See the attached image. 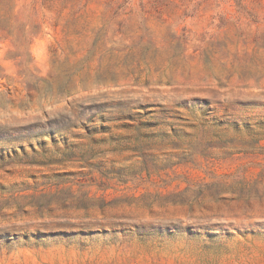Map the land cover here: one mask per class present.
<instances>
[{
    "label": "rangeland",
    "instance_id": "374dc122",
    "mask_svg": "<svg viewBox=\"0 0 264 264\" xmlns=\"http://www.w3.org/2000/svg\"><path fill=\"white\" fill-rule=\"evenodd\" d=\"M0 264H264V0H0Z\"/></svg>",
    "mask_w": 264,
    "mask_h": 264
}]
</instances>
